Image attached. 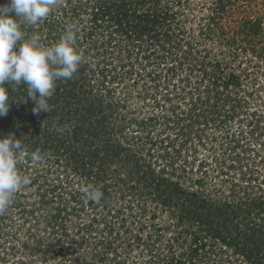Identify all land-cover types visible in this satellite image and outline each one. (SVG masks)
<instances>
[{
	"label": "rangeland",
	"instance_id": "374dc122",
	"mask_svg": "<svg viewBox=\"0 0 264 264\" xmlns=\"http://www.w3.org/2000/svg\"><path fill=\"white\" fill-rule=\"evenodd\" d=\"M69 24L83 62L56 81L51 112L34 115L27 85H5L0 138L44 160L17 165L31 183L0 215V264H254L264 0H58L22 30L50 46ZM224 200L233 206L214 209Z\"/></svg>",
	"mask_w": 264,
	"mask_h": 264
},
{
	"label": "clouds",
	"instance_id": "9594fccd",
	"mask_svg": "<svg viewBox=\"0 0 264 264\" xmlns=\"http://www.w3.org/2000/svg\"><path fill=\"white\" fill-rule=\"evenodd\" d=\"M58 0H8L0 5V117L9 111V91L6 84L27 85V96L34 101V115L51 112L48 103L56 88V81L70 80L83 62V56L75 49L76 26H66L57 43L46 46L41 36L33 33L26 38L23 26H35L46 19L57 7ZM45 121L42 122V128ZM67 126H56L55 131L63 134ZM29 156L35 163L44 160L39 150L27 153L21 139L14 134L0 138V215L8 212L15 194L31 178L21 174L17 165ZM81 191L86 199L98 202L103 193L90 187Z\"/></svg>",
	"mask_w": 264,
	"mask_h": 264
},
{
	"label": "trees",
	"instance_id": "16d2710c",
	"mask_svg": "<svg viewBox=\"0 0 264 264\" xmlns=\"http://www.w3.org/2000/svg\"><path fill=\"white\" fill-rule=\"evenodd\" d=\"M123 17H126V14H124L123 15ZM116 21V23L118 24V25H121V23H122V17L121 16H118L117 17V20H115ZM137 25L136 24H133V28L134 29H136L137 30V27H136ZM130 27V26H129ZM145 28H143L142 29V31L144 30ZM232 79V78H231ZM233 185H235V184H233ZM234 197L236 198V195H234L233 196V199H234ZM220 202H213V205L212 206H214V209H216L217 207L218 208H220V206L223 208V209H227V208H230V207H232L233 205H230L229 204V202L228 201H226V200H224L223 202H221L220 204H219ZM217 210V209H216ZM220 210H218V212H219ZM235 213V210H233V209H231L230 210V213ZM255 233H253V236H256V242L258 243L259 242V244H257V245H255V248H257V250L255 251V248H254V246H253V249L250 251V253H247L246 254V257L247 258H249V259H253L254 261H253V263L254 264H256L258 261H259V259L257 260L256 259V256H254L255 254V252H257V251H259V249H258V247H259V245L260 246H262L263 244H264V227H259L258 228V230H253ZM217 233V237H218V235H220V234H218V232H216ZM219 233H221L222 234V236H219L218 238L224 243L225 242V244L226 245H231L230 244V239H229V236H227V235H225V234H223L221 231H219ZM248 233H250L249 231H248ZM251 239V238H250ZM264 246V245H263ZM243 252H244V250H243Z\"/></svg>",
	"mask_w": 264,
	"mask_h": 264
}]
</instances>
